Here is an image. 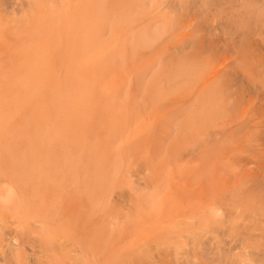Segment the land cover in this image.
<instances>
[{
	"label": "rangeland",
	"instance_id": "rangeland-1",
	"mask_svg": "<svg viewBox=\"0 0 264 264\" xmlns=\"http://www.w3.org/2000/svg\"><path fill=\"white\" fill-rule=\"evenodd\" d=\"M140 1L0 0V69L5 64H11V68L26 72L29 70L28 62L39 57L45 59L42 67L46 69L43 77L45 86L39 80L29 78L25 91L7 95L13 107L7 108L12 119L1 120L0 116V127L10 126L9 130H2L0 134V139L5 135L4 141H0V156L4 155L5 160L4 163L0 162V169H7L0 172V188L5 182H9V167L16 164V156H21L23 161L19 164L22 172L27 175L30 185L34 186L37 178L31 171L39 170L42 165L37 162V154L33 156V153L35 149L42 148L46 155L50 153V156H56L50 166L64 169L65 182L70 189L75 180L74 166L80 168L79 176L83 177L81 178L86 184L94 185L98 180L102 181L106 192L98 202L105 206V214H109L106 215L111 221L109 226H113L117 233L125 230L122 232L124 241L129 244L134 242L138 246L143 244L149 248L148 258L153 264H178L175 261L176 255L172 254V244L182 238L173 240L169 237L174 236L171 233L182 232L184 227L175 226L171 221L167 227V240L165 239L170 244L167 250L171 255H159V250L164 251L165 246L161 242L164 237L160 234L161 228L160 232L154 228L158 224L157 220L163 223V217H177L179 212L189 215L192 212L190 206L195 199L208 196L209 190L215 185L217 190L226 191V197L239 193L240 203L248 201V194L245 195V192L255 198L260 193L246 178L248 171L239 159L240 150L227 151L223 163L219 162L214 148L212 151L202 148L198 156L190 152L193 142L189 129L191 110L194 102L200 98V109L206 107L202 97H205L209 89L199 81L190 84L187 80L180 84L183 89L180 90L175 87L176 80L171 78L186 63L195 65L196 60H204L203 56H198V50L190 45L193 35L182 36L186 35L185 31H180L175 26L195 20L207 28V31L208 27L218 25L225 12L224 8L236 2L145 0L144 13L135 16L136 20H145L140 26L162 24L165 15L170 14L169 29L160 34L158 40L144 52L133 48L131 44L120 48L117 41L125 35V30L123 24L116 19L121 13L136 14ZM229 10L235 13L238 9L232 7ZM256 14L252 12L248 18L259 21L261 17ZM198 33H201V29L194 30V34ZM213 51L212 62L220 66L234 61L237 54H242L239 47L230 41L216 44ZM15 58L18 59L17 63L13 61ZM0 85L12 88L9 80L0 81ZM46 86L52 90L48 94L43 93ZM196 89L198 93L192 95ZM233 97L235 103L232 112H228L229 116L238 119L250 115L264 120V97L258 89L244 86L239 95ZM33 101L38 107L36 112L32 111L29 104ZM252 107H256L255 110L249 111ZM18 129L25 130V137L29 142L32 141L33 149L28 146L30 144L23 145L13 138V133ZM50 130L53 137L48 146L42 147L35 143L37 137L48 135ZM70 135L85 139V145L66 141ZM149 139L151 143L147 144ZM134 140L136 142L130 143L135 145L126 144ZM244 145L243 143V152L246 150ZM252 150V145H247V153L250 151L254 155L255 150ZM67 152L71 154L69 160ZM74 152L81 154L75 158L72 155ZM11 154L14 156L11 157ZM97 169L101 172L98 178L94 177ZM195 169L202 173L199 175L200 190L194 196L187 194L183 198L177 197V191L185 190L188 193L190 182L194 185L190 176L194 178ZM64 174L62 172L60 177L64 178ZM50 179H58L57 174H53ZM20 187L23 197L28 198L29 185L21 182ZM77 197V204L61 211L56 210L51 216L52 224L69 234L63 240L67 249L65 255H60L58 250H47L46 257L35 251L41 248L46 251V243L41 239L45 231L44 223L36 215L38 210L26 206L18 209L20 204L15 201L1 204L0 213H4L6 229H20L23 233L18 237L17 250L13 256L6 261L0 259V264H78V253L87 254L97 246L81 237L96 236L97 229L88 224L95 217L89 208L92 197L83 192ZM167 202L169 205H166ZM203 206L207 211L214 204ZM184 207H187L186 211H182ZM258 211L264 212L262 208ZM236 214L235 211L232 217L238 229L245 228L244 223L237 219L238 216L235 217ZM17 217H21L24 225H20ZM137 219L143 224V228L137 224ZM245 221H249V217ZM225 222L228 223L229 220ZM252 228L264 231V220H253L249 229ZM108 229L109 227L105 228L106 231ZM13 234L7 235L0 227V237L9 239L13 238ZM239 235L241 234L236 236ZM224 238L228 239L230 235L226 234ZM95 241L94 239L93 242ZM247 241L250 243L256 240ZM240 247L241 245L233 246L232 252L240 251ZM198 248L200 246L197 245L196 250Z\"/></svg>",
	"mask_w": 264,
	"mask_h": 264
},
{
	"label": "bare ground",
	"instance_id": "bare-ground-1",
	"mask_svg": "<svg viewBox=\"0 0 264 264\" xmlns=\"http://www.w3.org/2000/svg\"><path fill=\"white\" fill-rule=\"evenodd\" d=\"M151 1L153 2L155 0ZM235 2L236 3L234 5L229 4V6L224 8L225 12L222 14L223 17L219 21L218 25L208 27L207 31L205 30L207 28L202 27L200 23L195 20H190L189 23L178 24V26H175L178 30L185 31L186 35L182 36L190 37L193 35L190 45L198 50V56H203L204 60H196L195 65H193L194 63H186L183 65L181 70L175 73V76L172 75L171 78L173 81L176 80L175 84L177 86L175 87L180 90H183L180 86L187 80L190 84L199 81L201 82V85H204L206 86V89H209L205 97H202L204 98L206 107L200 109L202 102L200 98L198 101L196 100L194 102L193 109L191 110V124L189 125L191 127L189 129L190 134H192L191 137H193V142L190 145V152L194 156H198L202 148H205L207 151H212L214 148L217 157H219V162L223 163L222 160L225 159L227 151L234 152L236 150H240L241 153H238L239 159L243 165L246 166L245 169L248 171L246 173V178L250 180L256 188H258L260 193L258 192V196L255 198L252 194L245 192V195L248 194L246 196L248 201L240 203L241 197H239V193H237V195H232L231 197H226L224 196L226 191H224V189L217 190V186L215 185L212 190H209L208 196H202L195 199V202H193L192 206H190V210L192 212L189 215L186 214V212H179L177 217H163V223L160 220H157L156 222L158 224L154 227L156 230H153L160 232L161 228L162 232H160V234L164 236L161 242L163 243L162 245L165 246L164 251L159 250V255H171V252L167 250L170 244L166 243V233L169 229L167 227H169L168 225L171 221L174 222L175 226L184 227L182 232L171 233L174 234V236L170 235L171 237H169V239L173 240L175 238H182V240L180 239L181 241L172 244V254L176 255L175 261L178 264H264V231H256L253 228L252 230L249 229L253 220L258 219V222L260 220H264V212L260 213L258 211L261 208L264 210V120L260 118L255 119L250 115L234 119V117L229 116L228 113L231 111L233 104L235 103L233 95H239L240 91L244 89V86L249 89H258L260 94L264 97V0H235ZM164 7L162 9L163 11L165 10ZM232 7H235L238 10L233 13L229 10ZM145 8L146 1L141 0L138 4V11L136 14L131 12L119 14L116 21L118 20L120 24H123L125 35L119 37L117 41L118 47L123 48L125 45L131 44L133 48L144 52L151 44L158 40L160 34L169 29V25L171 23V18L169 17L170 14L168 16L165 15V19L162 24L140 26V23L145 20H136L135 16L137 14L139 15V13H144ZM252 12L257 13V17H261L259 18V21L248 18ZM218 28L220 29L219 31L216 30ZM196 29H201V33L194 34V30ZM127 34L129 37H126ZM65 37L62 39H65ZM226 41H230L235 46L237 45L242 51V54H237V58L234 61L226 62L220 66L219 64L212 62L214 53L213 50L216 44ZM257 49H261V51L257 52ZM73 51L75 52V50ZM13 61L17 63L18 59L15 58ZM10 65L11 64H5V66L0 69V81L9 80L12 84V88L0 85L1 120L12 119L8 115L9 113L7 112V108L10 109L13 105L9 100L10 97L8 98L7 95H11L12 93L14 94L18 91H25L27 89L29 78L33 80L36 79V81L39 80L38 82H41V84L45 86V79L43 77L46 69L42 67L45 65V59L42 57L35 58L34 60L28 62L27 66L29 70L26 72L19 71V69H16L15 67L11 68ZM49 91H52L51 87L46 86L43 93L48 94ZM33 92L35 94L37 93L35 91ZM196 93H198L197 89L192 93V95ZM29 104L32 106L31 109L33 112L38 110L34 101L29 102ZM255 108L252 107L249 111L255 110ZM12 111L10 113H12ZM9 127V125L1 126L0 134L2 130H9ZM70 127L71 125L68 129H70ZM18 131H15V134L13 133V138L23 145L30 144L28 146L32 148V141L29 142V140L25 137V130L23 131V129H18ZM4 136L0 139L1 142L4 141ZM52 137L53 134L50 130L48 135L37 137L34 141L36 144L39 143L40 146L44 147L51 143ZM65 140L85 145V139L74 135H70ZM130 142H136V140L128 141L126 144H133ZM150 143L151 139L147 140V144ZM243 143L245 144L244 146L246 149L244 152L242 151ZM140 144L141 142L139 141L138 145ZM179 144L181 145V143ZM249 144H251L253 150H255L254 155H252V152L250 151L247 153V145ZM157 146L158 145L156 144L155 147ZM41 151L42 148H40V150L35 149L33 153V156L37 154L39 157L37 158V162L41 163L39 164L40 166L42 165L39 170L33 169L31 171L37 178L34 186L30 185L27 175L22 172L19 164L22 160L21 156H16L14 158V162L16 161V164L9 167V182H5V185L0 188V205L15 201V203L18 202L20 204L18 209L26 206L28 208L38 210L36 215L44 223L45 231L41 236V239L46 243V251H44L43 248L35 251L41 252L40 255L44 257L47 255V250H58V252H61V254L59 253L60 255H65L67 249L64 246L63 240L67 239L69 234L63 228H57L54 224H52L51 216L53 217L52 213L56 210L61 211L67 206L70 207V205L77 204V196L83 192V194H86L88 197H92L89 208L90 211L94 213L95 217L92 218L88 224L89 226H95L97 229V235L92 237L90 235H86L81 237V239H86L88 242L92 241L91 244L94 243L97 244V246L93 247L87 254L82 252L78 253L76 257L77 263L153 264V261H149L148 258L149 248L143 244L138 246L137 244H134V242L133 244H129L123 240V233L125 230L117 233L113 226H109L111 223L110 219L107 218L109 214L107 215V212L105 214V206L98 202L101 198H104L103 196L106 192L102 181L98 180L94 185L86 184L82 180L83 177L81 175L79 176L80 168L78 166H74L73 172H75V180H73V189H70V186L65 182L66 174H64V169L62 167L50 166L52 159L54 157L56 158V156H50V153H48L49 155H46V153ZM80 154L81 153L77 154V152L72 153L75 158H77ZM13 156L14 155L11 154V157ZM66 156L69 160L71 154L67 152ZM4 161V155H1L0 162L4 163ZM69 169L71 170L72 167H69ZM217 169L219 170L218 167ZM3 170L7 169L1 168L0 172ZM62 172L64 174V178L60 177L62 176ZM194 172V178L190 176V178L194 181V185L190 182L191 186L188 188V193L185 190L177 192L174 190L177 197L183 198L187 194L194 196L197 190H200L201 184L199 175L202 173L196 169ZM53 174L55 176L57 174L58 179L52 181L50 178H52ZM100 175L101 172L97 169L94 177L98 178ZM0 177H2L1 173ZM21 182L29 185L30 196L28 198L23 197L20 187ZM10 199H12V201H10ZM151 199H153L152 196ZM210 203H213L214 206L205 211L206 208L203 205H208ZM146 204L145 206H147ZM166 205H169V202H167ZM186 208L187 207H184L182 211H186ZM235 211L237 212L235 217L238 216L237 219L241 223H244L245 228L238 229L236 222L233 221L232 215ZM248 217L249 221H245ZM226 220H229V222H225ZM17 221L21 226L24 225L21 217H17ZM12 222H14V220H12ZM137 224L143 228V224L138 219ZM5 225L6 222L4 213H0V227L3 232L7 233V235L8 233H14L13 238L9 236V239L7 237H0V259L4 261L13 256L14 251L17 250L19 242L18 237L23 233L20 229H6ZM165 225L167 226L164 228ZM106 227H109L107 231L105 230ZM226 234L230 235V238H224V235ZM237 234L241 235L236 236ZM94 239L96 240L95 242H93ZM250 239L256 241L248 243L247 240ZM136 245L137 247L135 248ZM197 245L200 246V248L196 250ZM236 245H241L240 251L233 253V246ZM191 251H193V256ZM17 256L28 258V256L25 255H23L24 257L21 255Z\"/></svg>",
	"mask_w": 264,
	"mask_h": 264
}]
</instances>
